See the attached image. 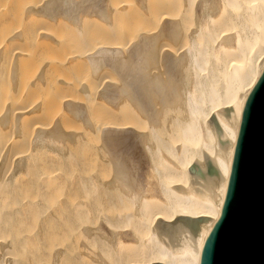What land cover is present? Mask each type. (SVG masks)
I'll return each mask as SVG.
<instances>
[{"label": "bare ground", "instance_id": "6f19581e", "mask_svg": "<svg viewBox=\"0 0 264 264\" xmlns=\"http://www.w3.org/2000/svg\"><path fill=\"white\" fill-rule=\"evenodd\" d=\"M263 73L264 0H0V264H201Z\"/></svg>", "mask_w": 264, "mask_h": 264}, {"label": "water", "instance_id": "95a60500", "mask_svg": "<svg viewBox=\"0 0 264 264\" xmlns=\"http://www.w3.org/2000/svg\"><path fill=\"white\" fill-rule=\"evenodd\" d=\"M201 264H264V73L248 96L227 202Z\"/></svg>", "mask_w": 264, "mask_h": 264}, {"label": "rangeland", "instance_id": "374dc122", "mask_svg": "<svg viewBox=\"0 0 264 264\" xmlns=\"http://www.w3.org/2000/svg\"><path fill=\"white\" fill-rule=\"evenodd\" d=\"M210 171H211V170H210ZM212 172H213V169H212ZM212 172H211V174H213Z\"/></svg>", "mask_w": 264, "mask_h": 264}]
</instances>
